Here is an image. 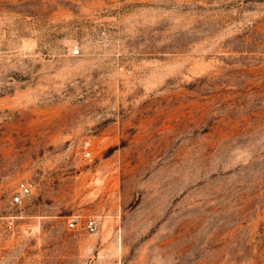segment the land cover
Wrapping results in <instances>:
<instances>
[{
  "label": "rangeland",
  "instance_id": "374dc122",
  "mask_svg": "<svg viewBox=\"0 0 264 264\" xmlns=\"http://www.w3.org/2000/svg\"><path fill=\"white\" fill-rule=\"evenodd\" d=\"M0 264H264V0H0Z\"/></svg>",
  "mask_w": 264,
  "mask_h": 264
},
{
  "label": "built area",
  "instance_id": "2783aa9c",
  "mask_svg": "<svg viewBox=\"0 0 264 264\" xmlns=\"http://www.w3.org/2000/svg\"><path fill=\"white\" fill-rule=\"evenodd\" d=\"M74 54H78L79 53V50L78 49H75ZM31 192V189H30V186L25 183V182H21L19 184V187H18V192L15 194L14 198H13V202L15 203H20L21 200H22V197L24 196H27L28 194H30ZM79 217H75L73 218L72 220H70L68 222V227L69 228H77L78 225H79ZM85 228L90 231V232H95L96 229H97V223L95 220L91 219L89 221L86 222V226Z\"/></svg>",
  "mask_w": 264,
  "mask_h": 264
}]
</instances>
